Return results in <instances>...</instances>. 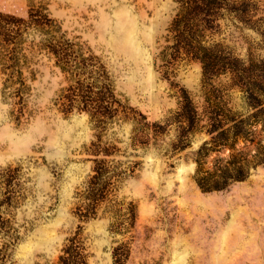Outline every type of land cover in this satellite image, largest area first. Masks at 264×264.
I'll list each match as a JSON object with an SVG mask.
<instances>
[{
  "label": "rangeland",
  "instance_id": "obj_1",
  "mask_svg": "<svg viewBox=\"0 0 264 264\" xmlns=\"http://www.w3.org/2000/svg\"><path fill=\"white\" fill-rule=\"evenodd\" d=\"M181 11L0 0V264H264V164L224 190L196 181L200 154L205 170L230 156H203L230 144V109L264 127V0H219L207 73L177 48ZM188 100L223 128L182 136Z\"/></svg>",
  "mask_w": 264,
  "mask_h": 264
},
{
  "label": "trees",
  "instance_id": "obj_2",
  "mask_svg": "<svg viewBox=\"0 0 264 264\" xmlns=\"http://www.w3.org/2000/svg\"><path fill=\"white\" fill-rule=\"evenodd\" d=\"M182 3V11L177 19L183 29L178 36V50H184V55L190 59H198L203 65L205 72L212 69L217 60L214 45H204L205 39L200 35L201 27L206 21L212 17V12L217 7L219 0H178ZM212 22V21H208ZM250 67V66H249ZM250 78L252 88H256L262 84L260 79L254 74L253 68H247L243 71ZM257 113V112H256ZM256 113L244 116L232 113L230 118V144L224 145L220 149H210L203 155L205 158L211 152L221 153L230 149V156L222 158L217 156L214 159L211 169L204 168L206 161L201 160L202 154L198 159V171L196 181L204 191L224 190L232 184L244 181L250 174L252 168H256L264 164V127L258 128V119ZM180 118V134L189 135L201 132L204 128L203 122L206 120L207 133L213 135L222 127L217 118L204 119L196 105L188 100L178 113ZM238 116V117H236ZM263 135V137H262ZM243 142L241 146L240 142ZM227 159V160H224ZM69 252L61 257L62 264H76V261L67 257Z\"/></svg>",
  "mask_w": 264,
  "mask_h": 264
},
{
  "label": "clouds",
  "instance_id": "obj_3",
  "mask_svg": "<svg viewBox=\"0 0 264 264\" xmlns=\"http://www.w3.org/2000/svg\"><path fill=\"white\" fill-rule=\"evenodd\" d=\"M4 140V136H3V130L0 129V143H2ZM5 161L2 155H0V165H4Z\"/></svg>",
  "mask_w": 264,
  "mask_h": 264
},
{
  "label": "bare ground",
  "instance_id": "obj_4",
  "mask_svg": "<svg viewBox=\"0 0 264 264\" xmlns=\"http://www.w3.org/2000/svg\"><path fill=\"white\" fill-rule=\"evenodd\" d=\"M203 201V200H202Z\"/></svg>",
  "mask_w": 264,
  "mask_h": 264
}]
</instances>
